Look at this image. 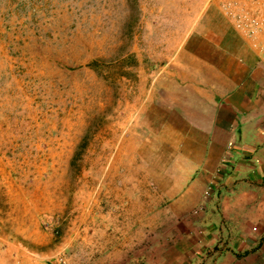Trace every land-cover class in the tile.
<instances>
[{"label":"rangeland","instance_id":"374dc122","mask_svg":"<svg viewBox=\"0 0 264 264\" xmlns=\"http://www.w3.org/2000/svg\"><path fill=\"white\" fill-rule=\"evenodd\" d=\"M241 1L0 0V264H244L167 193L152 99Z\"/></svg>","mask_w":264,"mask_h":264},{"label":"crops","instance_id":"0c3cea01","mask_svg":"<svg viewBox=\"0 0 264 264\" xmlns=\"http://www.w3.org/2000/svg\"><path fill=\"white\" fill-rule=\"evenodd\" d=\"M203 13L152 93L156 145L173 149L158 174L181 209L213 214L234 256L264 264V0Z\"/></svg>","mask_w":264,"mask_h":264}]
</instances>
